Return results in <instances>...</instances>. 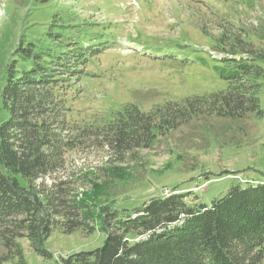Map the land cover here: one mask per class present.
Wrapping results in <instances>:
<instances>
[{
	"label": "trees",
	"instance_id": "trees-1",
	"mask_svg": "<svg viewBox=\"0 0 264 264\" xmlns=\"http://www.w3.org/2000/svg\"><path fill=\"white\" fill-rule=\"evenodd\" d=\"M95 27L51 16L41 33L21 35L0 70V263L24 264L25 242L36 256L59 264H264V184L233 186L208 207H189V193L172 192L117 210L99 209L93 192L79 197L73 175H65L68 156L87 144L107 148L122 163L202 116L261 117L264 35L255 45L242 29L222 31L213 45L221 57L211 60L227 82L223 91L149 112L126 107L108 122H72L69 91L88 75L90 59L111 44ZM93 225L104 234L94 250L54 259L44 247L55 232L92 233Z\"/></svg>",
	"mask_w": 264,
	"mask_h": 264
},
{
	"label": "rangeland",
	"instance_id": "rangeland-1",
	"mask_svg": "<svg viewBox=\"0 0 264 264\" xmlns=\"http://www.w3.org/2000/svg\"><path fill=\"white\" fill-rule=\"evenodd\" d=\"M199 1L0 0V70L22 34L41 33L55 16L65 23L94 24L95 31L111 41L106 50L90 59L85 69L88 75L69 91L72 122H108L126 107L149 112L168 102L223 91L227 82L212 68L211 59L221 57L213 45L222 31L238 35V29L246 32V41L260 42L264 0H202L215 7L212 10ZM34 8L39 10L31 11ZM261 66L263 74L257 81L261 117L235 122L202 116L122 163L107 148L87 144L89 148L68 156L65 175H73L79 197L93 192L95 206L117 210L138 208L172 192L189 193V207H208L233 186L264 184V64ZM93 226L92 233L55 232L44 247L54 259L94 250L102 245L104 234ZM22 245L24 264H59L36 256L25 242ZM4 253L0 245V257Z\"/></svg>",
	"mask_w": 264,
	"mask_h": 264
},
{
	"label": "built area",
	"instance_id": "built-area-1",
	"mask_svg": "<svg viewBox=\"0 0 264 264\" xmlns=\"http://www.w3.org/2000/svg\"><path fill=\"white\" fill-rule=\"evenodd\" d=\"M170 226H172V225H170Z\"/></svg>",
	"mask_w": 264,
	"mask_h": 264
},
{
	"label": "water",
	"instance_id": "water-1",
	"mask_svg": "<svg viewBox=\"0 0 264 264\" xmlns=\"http://www.w3.org/2000/svg\"><path fill=\"white\" fill-rule=\"evenodd\" d=\"M171 225V224H170Z\"/></svg>",
	"mask_w": 264,
	"mask_h": 264
}]
</instances>
